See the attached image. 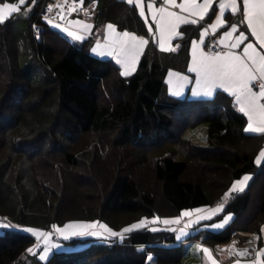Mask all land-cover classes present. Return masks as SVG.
Masks as SVG:
<instances>
[{"label": "trees", "instance_id": "16d2710c", "mask_svg": "<svg viewBox=\"0 0 264 264\" xmlns=\"http://www.w3.org/2000/svg\"><path fill=\"white\" fill-rule=\"evenodd\" d=\"M47 1L32 6L23 40L15 17L0 24V218L41 228L91 218L117 231L144 218L159 225L161 218L185 209L218 204L235 180L249 172L254 177L227 200L217 218L226 212L234 216L222 230L202 228L180 241L172 231L145 226L120 242L56 251L39 264H184L186 240L220 245L236 230L260 233L264 165L255 159L264 134L245 131V115L223 91L190 99L166 88L169 69H187L190 40L199 28L181 27L174 51L159 50L150 40L136 71L123 76L113 59L90 52L94 37L68 39L64 52L57 53L36 34L35 25L48 27L40 16ZM92 18L97 25L112 23L150 36L145 20L126 0H97ZM34 71L44 73L43 80L42 75L33 78ZM106 78L118 96L101 103L99 87ZM202 123H208L207 145L184 136ZM105 130H115L109 147L98 138ZM7 165L20 175L9 179ZM21 175L35 190L29 195ZM152 216L160 220L153 223ZM35 242L30 233L1 232L0 264H34L28 249Z\"/></svg>", "mask_w": 264, "mask_h": 264}, {"label": "snow or ice", "instance_id": "6c2138e0", "mask_svg": "<svg viewBox=\"0 0 264 264\" xmlns=\"http://www.w3.org/2000/svg\"><path fill=\"white\" fill-rule=\"evenodd\" d=\"M36 0H33L35 3ZM161 0H156V3H160ZM26 0H19V5H24ZM62 3L66 4L67 0H62ZM163 6L156 8L153 3H147L146 7L151 12L152 19L155 22L156 30L159 32L160 39L158 41L162 50L174 51L175 48L165 45L168 41L174 37L181 36V33L177 32V28L181 25H196L199 26L200 22H203L206 18L216 16V9L213 4V0H202V3H198V0H182L181 3H177V0H162ZM127 4L139 7V16L145 17V7L143 6V0H127ZM168 6L178 8L179 11H170ZM226 6H230L232 13H240L242 19L238 22L244 24L246 22V29L251 31V36L255 37L259 42V51L257 45L246 42L245 31H239L238 35H234L238 32V23H232L229 25L230 30L223 31V36L218 41L219 44L224 46L221 51H209L203 50V47H207L206 34L209 28L217 33V30H223L225 20L222 19ZM60 7V5H57ZM211 9V13L209 10ZM73 10H75L73 8ZM220 14L216 16L215 23L209 24L208 27L199 31V41L193 39L190 42L191 46V65L189 71L195 74V81L197 90H194V94L211 95L217 88H222L230 95L235 97L236 103L239 105V111L244 113L248 117V125L245 128L246 132H256L264 134V0H220L219 4ZM20 11V7L15 3H0V24L5 23L14 14ZM51 11V6H49ZM47 20V17H45ZM47 22L57 29L61 28L60 24H53L51 20ZM147 22V21H145ZM77 25H82V31H88L92 26L83 23L81 21H73ZM110 42L101 45L97 42L96 46L92 49L93 53H96L99 49V55L105 54L116 56V63L123 67V76H128L130 71L136 66L137 60L141 55L142 50L148 43L144 37L137 36L134 33L123 31H117V26L108 23L106 25ZM62 31L67 34L68 37L82 41L83 36L78 35L74 31H69L67 27ZM148 31H152L151 25H149ZM218 34V33H217ZM243 47V54H238L235 50ZM107 50V51H105ZM168 83L172 85L177 91L175 95H179V89L184 87V82L189 79L187 76H183L179 73L169 71ZM175 77V79H172ZM254 81H259V91H254ZM258 117L259 123L254 127L253 118ZM256 165H264V149L255 159ZM252 179L251 175L245 174L241 178L235 180L228 192L224 194V198L227 199L233 193H241L247 187L248 182ZM225 204H217L212 208H191L180 212L178 216L173 219H164L163 223L166 225L179 223L182 217L188 218L186 226H192L201 222L212 221L224 212ZM195 216V219H193ZM232 215H224L223 220L220 223H212L210 226L213 228H224L231 220ZM147 218L141 219L138 223H133L128 227H125L121 232H116L110 228L107 224H102L99 221L83 222L74 221L69 222L59 227L53 224L52 229L56 233H59L65 240L76 236H95L98 238H110L119 237L121 240L124 238L125 233H132L134 230H140L145 227ZM159 217L153 219V223L158 222ZM0 227H18L15 225L5 224ZM24 232L30 233L37 240H43V251L47 254L50 247H58V245H50L49 238L52 236L50 231H42L36 228L27 227L21 229ZM153 231L156 229L153 228ZM181 234H184V230L181 229ZM179 238V237H177ZM205 253L209 252V249L204 248ZM248 250H245L247 252ZM28 252H32V248L28 249ZM257 256H264V249H261ZM41 260L45 259V255L40 256ZM153 257L149 256L148 260L151 261ZM215 264V261H213ZM255 264H264L259 259L255 261Z\"/></svg>", "mask_w": 264, "mask_h": 264}, {"label": "crops", "instance_id": "0c3cea01", "mask_svg": "<svg viewBox=\"0 0 264 264\" xmlns=\"http://www.w3.org/2000/svg\"><path fill=\"white\" fill-rule=\"evenodd\" d=\"M150 2L153 3V5H157V6H161L162 5L161 4L162 0H161L160 3H156V0H143V5L146 7L147 3H150ZM198 3H202V0H198ZM96 4H97V0H92L91 2H89L87 4L88 5L87 8L94 9ZM158 4H161V5H158ZM213 4H214L215 9H216V16L221 15L220 14V10H219L220 0H213ZM136 8H137V10L139 12V7H136ZM209 12L211 13V9L209 10ZM75 14H73L68 19V21L66 23V24H68L71 21V23H70L71 25L69 26L71 28V31L76 32L78 35L83 36L85 39L88 38V37H94V38H96V40L100 41L99 43L101 45H104V44L110 42V37H109L108 31H107V28H106V25L108 23H104V24L103 23H99L97 25V23L93 20L92 16L78 14V18H73ZM216 16H211V18H208L206 16L205 20L203 22H200L199 26L194 25L195 27H198L199 30H198V35L193 37L191 40L195 39V40L199 41V38H200L199 37V31L203 30V28H205V27H208L209 24L215 23ZM142 18L145 21H147L145 17H142ZM222 19L225 20V25L223 27V30H219L218 29L217 30L218 34H217V33H214L209 28V31L206 34V42H207V44L209 42H212V41H215L217 44H219L218 41L223 36V31L230 30L229 29V25L232 24V23H238L242 19V15L240 13H232L230 6H226L225 10H224V15L222 16ZM73 21H81L83 23H87V24L91 25L92 27L88 31H82V25H77V24L73 23ZM146 24H147V27L149 28L148 21L146 22ZM154 26H155V24H154ZM183 26L184 25H181V26H179L177 28V32L181 33V36L183 35V33L181 31V27H183ZM151 27H153V26L151 25ZM154 28L155 29H154L153 32L152 31L149 32L150 33L149 37L140 36V35H137L134 32H131V31H128V32L134 33V34H136L137 36H140V37H144L146 40H148V43H149L150 40H152L153 42L156 43L158 49L162 50L160 48V46H159V43H158V41L160 39V35H159L158 31L156 30V27H154ZM117 31L123 32V31H127V30H119L117 28ZM239 31H245L246 42L247 43H253L254 45H257V50L258 51L260 50L259 49L258 40L255 37L251 36V31L250 30L246 29V22L244 24H239L238 23V32L236 34H234V35H238ZM46 36H48V35H44V37H46ZM181 36H179V37H181ZM48 37H50V36H48ZM61 37L62 36H60V35H57V34L55 35V38L58 41L57 45L60 46V51L63 50V51H61V53H63L64 50H65V47H66V45L68 43V39H71V40H74V39H72V38H70L68 36L67 37L65 36L64 37L65 39L61 40ZM176 38H178V37H174L172 40L168 41L166 43V45H165V48H167L170 45V46H172V47H174L176 49V46H175V43H174V40ZM191 40H190V42H191ZM148 43L145 45L144 49L142 50L141 55H140V57L137 60L135 68L130 71L129 75L133 74L136 71V69L138 67V64H139V61H140V58H141L143 52L145 51V49L147 48ZM219 45L224 48L223 45H221V44H219ZM243 47L244 46L242 45L239 49H236L235 51L238 54L242 55L243 54ZM202 48H203L204 51L208 52L207 51V47H203L202 46ZM60 51H58V53H60ZM105 51H107V50H105ZM162 51L167 52V50H162ZM189 51H190V56H189V61H188V65H187L188 72L185 73V72H182V71H179V70H176V69L175 70L174 69H169L167 74H166L165 80H166V84L169 87L170 92L172 94H174L177 91V89H175L172 85H170L168 83V81L170 79L169 71L174 72V73H179V74H181L183 76L189 77V79L184 82V87L182 89H179V92H180L179 95H181L184 92H186L188 87H189L188 93L189 94H193V96L198 97V98H211V97L214 96V93L216 94L218 91H223V92L229 94L228 92H226L222 88L215 89L211 95H204V94L196 95V94H194V90H197L196 81H195V74L191 73L189 71V67L191 65V57H192L191 46H189ZM98 53H99V49H98V51L95 54L99 55ZM100 57L113 59L115 64L119 67L121 73L123 72V67L116 63V56L115 55L109 56V55L105 54L104 56H100ZM116 75H117V71L114 70L113 71V75L111 76V79H113ZM172 79H175V77H172ZM253 84L255 85L253 90L254 91H259V85L256 84V81H254ZM106 92H108V91H106ZM107 94H109V93H107ZM230 96H232V95H230ZM232 97L234 98V101H235V97L234 96H232ZM235 103H236V101H235ZM236 107L239 110V105L237 103H236ZM245 117H246V127H247L249 121H248L247 115H245ZM252 123H253V126L255 127L259 123L258 117L254 116ZM249 133H256V132H249ZM263 149H264V147H263ZM249 175H251V177L253 179L254 174L250 173ZM251 180L248 182L247 187L250 184ZM235 194L236 193H233L227 199H225L223 197L222 200L218 204H221V203L226 204L227 200H229V198H231ZM216 205L204 206V207H199V208H212V207H215ZM231 214L233 215V213H231ZM173 218H175V217H173ZM173 218H167V217L161 218L159 225H156V224L155 225H151L150 223L146 222L145 226H148L151 230L153 228H155L156 230L164 229V230L172 231V232H174L176 234V237H179L177 239L181 241V240L186 239L190 235V233H193L198 228H200L199 226L202 225V224H203L202 228H205V229L211 228L208 225L210 224V222L213 221L212 220V221H207V222H201L199 224H195V225H192V226H186L187 222H188V218L182 217L181 221L179 223H174V224H169V225H166V224L163 223L164 219H173ZM193 219H195V216H193ZM230 221H229V223H230ZM229 223H227V225ZM181 229L184 230V234H181V231H180ZM184 247H185V250H186V253H185V256H184V263H186V264H213V261H215V264H219L221 261H224L227 264H255V261L258 260V259L260 261L264 262V256H257V253L261 249H264V224L262 225V229H261L260 233L246 232V231H240V230L234 231L232 233V236H231L230 240L227 243H225V244L213 245V244L203 243L200 240H186V241H184ZM204 248L209 249V252L205 253L203 251ZM245 250H248V251L245 252Z\"/></svg>", "mask_w": 264, "mask_h": 264}, {"label": "rangeland", "instance_id": "374dc122", "mask_svg": "<svg viewBox=\"0 0 264 264\" xmlns=\"http://www.w3.org/2000/svg\"><path fill=\"white\" fill-rule=\"evenodd\" d=\"M181 2H182V0H177V3L178 4L181 3ZM0 3H15V4H17L20 7V11L18 13H14L11 17H15L16 18L15 23H16V30L18 31V37L21 40H23L24 32H25L24 30H27V28H28V19H27V17H28V15L30 13H32V10H33L32 6L36 2L33 3V0H30V2H28L27 4L19 5V0H0ZM161 4H158V5L163 6V3H161ZM161 6L154 5V7H156V8H159ZM168 7H169V10L170 11H179L178 8H175V7H172V6H168ZM73 18H78V14H75ZM145 18L148 21V24L153 26L152 27V32H153L154 29H155L154 28L155 27L154 26L155 22L152 19L151 12L148 11L147 7H145ZM51 21H52L53 24H60L61 25V28L60 29H57L55 27H52L47 22L48 23V27L45 30L44 35L50 36V37L46 36L45 38L52 43L53 47L55 48L54 49L55 52L58 53V51H60V46L57 45L58 44V41L56 40L55 35L57 34V35L62 36L61 37V40L62 39L64 40L65 39L64 37L65 36L67 37V34L64 33L62 31V29L65 28V27H67L69 29V31H71V28L69 27L71 25L70 24L71 21L68 24H64V23H61V22H56V21H53V20H51ZM97 42H100V41L99 40H96V38H95L93 40V42H92V45H91V48H90V52L93 55L100 57L99 55H96L95 53L92 52V49L96 46ZM61 51H63V50H61ZM61 51H60V53H61ZM3 68H4L3 70H5L7 67L6 66H3ZM182 72L187 73L188 72V69H186V70H184ZM33 73H34L33 78L39 79L40 78V75H42L41 76L42 78L40 80H43V74L44 73L40 72V73L37 74V73H35V71ZM110 80L111 79L106 78L100 84V87H99V101L101 103L112 102L118 96L115 92H113V90L111 88V84H110L111 81ZM166 88H167V91H168L169 94H171L173 96H176L177 98H186V97L187 98H190V99H196V98H198V97L193 96V94H189L188 93L189 87L187 88V91L184 92L181 95L172 94L170 92L169 87H168L167 84H166ZM106 91H108V92H106ZM107 93H109V94H107ZM214 95H215V93H214ZM114 133H115V130H105L103 132L98 133V138L101 140V142L103 143V145H106V146L109 147V146L112 145V141H113V138H114ZM184 136L186 138L191 139L194 143H196L198 145H207V143H208L207 142V138H208V123H202V124H199L196 127H193V128L188 129L185 132ZM11 167L12 166L7 165V167H5L4 170H5V174L6 175L9 174L8 177H9V179L12 180V178L14 179L15 177L19 176L20 174H17L16 173V171H15L16 169L14 168V165L12 167L13 170H11ZM250 173L251 172L246 173V174H250ZM20 177H22V179H23L24 178V175H21ZM22 181H23L22 182L23 185H25V189L28 191L27 192L28 193L27 195H29V193L35 191L34 188H32L31 186H28V185L25 184L26 181L24 179ZM3 198L4 199H10L12 197H9V196L6 197L5 196ZM4 203H6V200H5ZM189 209H191V208H189ZM228 214H231V213L230 212H226V213L223 214V216L224 215H228ZM223 216L220 217V218H214V220L212 222H210V224L208 226L211 227L210 225L212 223H220V222H222ZM155 217H159V216H152L150 219L153 220ZM232 218H233V215H232ZM74 221H83V222L99 221L100 223L107 224L109 226V224L106 221H104L102 219H97V218H91V219H76V220H71V221L65 222L63 224H55V225H58L59 227H63L64 224L69 223V222H74ZM146 222L149 223L150 220L148 219ZM5 224L15 225V226H18V227H0V233L6 231L8 229H14V230L22 231L21 229L27 228V227H32V228H36V229H39V230H42V231H50V232H52V236L49 238V243H50V245H58V247H50L49 252L47 254H45L44 251H43V248H44L43 240H37L36 239V242L31 247L32 248V252H30V255L31 256H34L35 255V257H36V262L34 264H36V263L39 264L41 262L47 261L49 259V257L54 252H56V251H73V250H79V249H81V248H83V247H85V246H87V245H89L91 243H111V240L110 239H115L116 241H119V242L122 241L119 237H110V238H104V239H102V238H98V237H95V236H88V235L71 237L70 239L65 240L59 233H56L55 230L51 228V226L53 224L50 226V228H41V227H38V226H35V225H18L17 223L12 222V221H9L8 219L0 218V225H5ZM126 227H128V226H126ZM199 227L200 228H198L194 232L199 231L203 227V224L200 225ZM110 228H112V227H110ZM224 228H219L218 229V228H212L211 227V228H208V229L209 230H213V231H218V230H222ZM113 230L116 231V232H121V231H117L115 229H113ZM22 232H24V231H22ZM25 233H27V232H25ZM125 235H127V233L124 234V236ZM41 255H45V259L44 260H41L40 259V256ZM23 261H21V263ZM25 262H26V260H25ZM184 264H186V263H184Z\"/></svg>", "mask_w": 264, "mask_h": 264}, {"label": "built area", "instance_id": "2783aa9c", "mask_svg": "<svg viewBox=\"0 0 264 264\" xmlns=\"http://www.w3.org/2000/svg\"><path fill=\"white\" fill-rule=\"evenodd\" d=\"M60 5V7H57ZM49 6H51V11H49ZM87 3L85 0H67V3H62V0H48L40 12L42 19L46 20H55L61 23H66L69 17L74 13L81 14H92V8H87ZM73 8L75 10H73ZM35 33L40 34L43 32L44 28L42 25H35ZM224 48L217 44L215 41L209 42L207 45V51H221ZM259 81H256V84L259 85ZM219 264H227L224 261H221Z\"/></svg>", "mask_w": 264, "mask_h": 264}]
</instances>
